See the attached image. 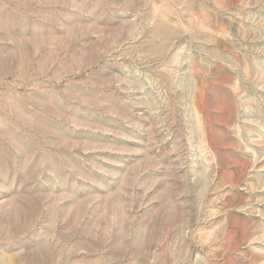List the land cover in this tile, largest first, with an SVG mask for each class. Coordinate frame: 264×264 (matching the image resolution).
<instances>
[{
    "label": "rangeland",
    "instance_id": "1",
    "mask_svg": "<svg viewBox=\"0 0 264 264\" xmlns=\"http://www.w3.org/2000/svg\"><path fill=\"white\" fill-rule=\"evenodd\" d=\"M0 264H264V0H0Z\"/></svg>",
    "mask_w": 264,
    "mask_h": 264
}]
</instances>
